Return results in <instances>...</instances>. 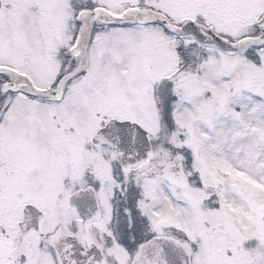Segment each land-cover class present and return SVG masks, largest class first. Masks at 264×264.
Here are the masks:
<instances>
[{
  "label": "snow or ice",
  "instance_id": "obj_1",
  "mask_svg": "<svg viewBox=\"0 0 264 264\" xmlns=\"http://www.w3.org/2000/svg\"><path fill=\"white\" fill-rule=\"evenodd\" d=\"M0 264H264V0H0Z\"/></svg>",
  "mask_w": 264,
  "mask_h": 264
}]
</instances>
